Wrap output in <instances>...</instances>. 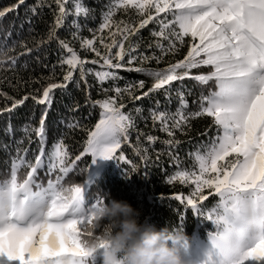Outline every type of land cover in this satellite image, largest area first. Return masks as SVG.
Returning a JSON list of instances; mask_svg holds the SVG:
<instances>
[{
  "label": "snow or ice",
  "instance_id": "1",
  "mask_svg": "<svg viewBox=\"0 0 264 264\" xmlns=\"http://www.w3.org/2000/svg\"><path fill=\"white\" fill-rule=\"evenodd\" d=\"M24 3L25 0H17L16 4L0 10V18ZM52 3L57 8L47 42L56 40L65 50L58 61L62 69L67 66L62 82H50L42 92L35 90L39 95L30 93L21 99L0 92V96L12 101L10 107L0 109V114L13 111L29 98L38 105H46L39 126L27 122L20 129L23 136L15 140L16 154L11 157L10 173L0 179V264H90L85 259V241L105 240L110 236L107 222L100 227L95 224L93 210L104 202L103 197L97 195L89 205L85 185L80 182L66 185L65 180L70 174L87 171V168L78 169V163L89 155L115 159L129 165L130 172L138 171L139 166L121 150L129 142L130 130L137 131L135 154L145 164L151 159L148 148L139 146V137L145 134L136 129L132 111L145 122L151 119L153 128L159 123L160 130L168 135V139L160 142L166 146L176 170L168 175L166 183L191 186L187 195L177 193L171 198L182 205L185 213L191 210L215 225L216 230L209 233L215 255H209L205 264H264V0H109L98 27L89 29L91 39L80 36L86 25H81L79 18H94L93 10L83 0H72V9L67 8L69 0H52ZM45 6L51 7L48 0H37L28 11L36 15L37 8ZM121 12L126 15L134 12L138 19H116ZM70 15L74 17L69 25L74 29L72 39L79 41L81 49L95 53L100 59H82L69 40L59 38L58 30L65 27ZM23 23L31 24V18ZM150 23L158 25L159 30L151 31L156 39L148 47L159 49V56L138 53L139 43L131 41V37ZM9 38L11 32L0 43V71L15 70L19 57L32 51L26 49L11 55L15 41L9 45ZM186 43L188 51L183 59L170 62L163 69L144 67L152 60L160 63L164 56L175 55ZM21 46H25L23 42ZM101 61L104 71L85 68L88 63L96 65ZM137 62L139 66H134ZM204 66L211 70L193 74V69ZM55 68L53 65L52 75L42 79L52 81ZM120 69L149 76L152 86L142 95L135 93L145 88L144 80L128 82L124 88L114 83L111 89H104L105 81L122 79L118 74ZM77 71L79 79H75ZM88 73L96 77L104 93L111 90L116 95L102 101H91L89 95L88 102L102 109L101 118L92 129L75 119L65 124L69 130L81 128L88 133L83 151L72 157L63 134L46 151L45 120L54 90L67 89L69 83H75L79 89L81 81L87 84ZM185 79L201 86L213 85L207 94L202 91L192 101L197 105L196 111H189L188 97L192 93L190 90L186 93ZM174 82H179V87L173 89ZM161 90L169 105L175 95L178 102L175 111L162 108L159 100L148 109L147 117L143 116L141 107L128 113L122 111L126 107L122 102L125 94L130 100L138 101ZM78 107L77 104L72 110ZM205 116L212 119L215 134L188 154L194 159V168H181L182 161L175 152L181 141L176 133L186 135L191 130V121ZM7 131L13 135L11 123ZM32 134L39 144L34 159H29V148L22 145L25 139L29 145L33 143ZM145 139L154 145L159 138L147 134ZM9 147L3 145L5 150ZM163 154L164 150L157 152L156 159ZM41 171L48 177L46 182L40 178ZM213 195L218 197L217 203L205 209L203 203ZM179 219L182 224L185 217L181 215Z\"/></svg>",
  "mask_w": 264,
  "mask_h": 264
},
{
  "label": "trees",
  "instance_id": "2",
  "mask_svg": "<svg viewBox=\"0 0 264 264\" xmlns=\"http://www.w3.org/2000/svg\"><path fill=\"white\" fill-rule=\"evenodd\" d=\"M17 0H0V10L7 8L13 4H16ZM37 0H25V3L19 7L15 12L8 13L5 17L0 18V43L5 41L8 32H11V38L7 40L9 45L15 41V50L10 53L11 55H18L23 53L26 49H31L29 54L19 57L15 70L0 71V92L6 93L8 96L15 99H21L28 94L39 95L35 90L39 89L41 92L43 87L50 82H62L63 71L67 69L65 65L62 69L58 61L62 55H65V50H62L56 40L47 42V35L50 26L54 23L55 11L57 6L52 3V0H48L51 7L37 8V14L33 15L28 11L29 7L36 4ZM83 3L92 9V17L85 20L79 18L83 27L80 36L91 39L92 33L89 29H95L101 22V13L106 10L105 5L109 3V0H83ZM67 8L72 9V0H69ZM28 18H31V24L23 23ZM118 20H137L138 17L134 12L129 14L118 13L115 17ZM73 16H68L65 22V27L58 30V36L60 39H66L70 41L82 59L92 60L100 59L95 56V53L84 51L81 49V45L78 40H74L71 37V32L74 31L69 25L73 21ZM23 23V28L21 24ZM31 29V30H30ZM152 30H159V26L155 23H150L146 28L141 29L137 36L131 37L132 42H138L140 47L138 53L151 56L153 54L159 56L160 50L152 47L149 48V44H154L155 37L151 36ZM107 35V30H105ZM186 40L188 38H185ZM45 41L44 43H39ZM25 46H21V44ZM107 42V41H106ZM167 44V42H164ZM99 46V44H98ZM101 51L103 52V48ZM127 47V43H126ZM116 49H113L115 52ZM188 51L187 43L180 48V51L175 55L168 54L164 56L160 63L156 60H152L149 63L144 64V67L151 69H163L168 64L175 63L177 60L184 58ZM134 53V54H138ZM127 59V58H126ZM27 67H24V65ZM100 64L93 65L88 63L85 65L86 69H92L95 71H104L105 68ZM56 65L55 78L52 81L42 79V77H49L52 75V66ZM134 66H139L138 62ZM211 69L207 66L193 69V74L207 73ZM118 74L122 79L118 81H105L102 85L104 89H111L115 83L117 86L124 88L126 83L139 80L145 81V88L137 91L136 95H142V92L147 91L152 86V79L144 74L135 71H126L124 69L118 70ZM75 79H79V72L75 73ZM39 81L33 83V81ZM87 84L81 81L80 88L78 89L75 83H69L67 89H55L53 93V100L51 108L48 110L47 118L45 120V128L47 133V147L46 151L51 150L52 144L64 135V142L68 145V151L74 157L83 151L84 141L87 139L88 133L81 128L69 130L65 127V124L71 122L73 119L78 120L81 125L88 129H92L94 125L101 118V107L99 105H93L92 102H88L89 95L91 101L104 100L107 96H115L114 91H108L104 93L101 90V84L92 73H88L86 76ZM185 85L186 93L191 91L192 95L188 97L189 111H196L197 105L192 103L197 99L200 93L203 91L207 94L209 88L213 87L210 83L209 86H201L192 79H185L183 81ZM179 87V82H174L172 88ZM172 103L169 105L165 98L164 92L161 90L156 93L150 94L148 97H144L138 101H132L125 94L123 97V103L126 105L122 109L123 112L128 113L130 110L136 107L143 109V116L149 115L148 109L153 107L155 101L159 100L162 108H170L171 111H175L178 102L175 95L172 96ZM12 101L6 100L4 96H0V109L5 106L10 107ZM79 105L78 109L72 110ZM46 105H38L34 100L29 98L22 106L17 107L11 112H4L0 114V179L7 178L10 173L11 157L15 153V140L20 139L23 133L20 131L22 126L31 122L34 126H39V121L45 110ZM132 115L135 118L136 129L142 131L145 135L139 137V146L147 147L148 154L151 159L145 164L139 156H137L136 149L138 145L137 131L130 130L129 142L122 145V152L124 155L132 160L139 166V170L130 172V166L115 159H110L107 166L101 169L96 174L91 172L92 156H85L78 163V169H86L87 171L70 174L65 180V184H72L80 182L85 185L88 196V204L94 202V198L99 195L105 199L106 203H109L112 199L127 201L140 213L139 222L144 225L145 228L154 227L161 229L164 227L180 228L183 229L186 235L191 240H195L197 237L203 238L199 224L200 217L193 211L188 210L186 213L183 211L182 205L172 199L171 197L177 193H184L187 195L191 190L180 183H176L174 186L166 183L168 175L172 174L176 170V166L171 162L166 146L160 141L168 139L166 132L160 130L159 123L153 128L151 119L147 122L142 120L140 115H137L135 111H132ZM63 121V123H62ZM11 123L13 135L8 134V126ZM210 129V130H209ZM207 131V135H203ZM147 134L158 137L159 139L154 145H149L145 139ZM215 134V127L212 124V119L209 117H200L191 121V130L187 131V134H181L179 131L176 133V138L181 141L175 152L179 154L182 161L181 168L191 169L194 159L189 157V153H194L197 148L204 142L208 141V138ZM33 143L29 145L27 139L24 140L22 147L29 148L27 158L34 159L37 154L39 140L35 134H32ZM9 145L10 147L5 150L3 145ZM164 150V154L156 159V153ZM23 171V169L21 170ZM40 178L47 181V176L44 175V171L40 172ZM218 201L214 196H210L207 201L203 203L204 208H209ZM183 215L185 217L183 223L179 217ZM106 223V222H105ZM196 237V238H195ZM202 241L204 239H201ZM101 256H98L91 261V264H101ZM196 264L194 260L193 263Z\"/></svg>",
  "mask_w": 264,
  "mask_h": 264
},
{
  "label": "clouds",
  "instance_id": "3",
  "mask_svg": "<svg viewBox=\"0 0 264 264\" xmlns=\"http://www.w3.org/2000/svg\"><path fill=\"white\" fill-rule=\"evenodd\" d=\"M103 201L93 210L95 224L100 227L107 222L110 236L85 241L86 261L91 264L100 254L101 264H187L181 248L189 245L190 238L183 229L145 228L139 211L127 201Z\"/></svg>",
  "mask_w": 264,
  "mask_h": 264
},
{
  "label": "rangeland",
  "instance_id": "4",
  "mask_svg": "<svg viewBox=\"0 0 264 264\" xmlns=\"http://www.w3.org/2000/svg\"><path fill=\"white\" fill-rule=\"evenodd\" d=\"M93 160H95V162H93ZM108 162H110V159H105L101 156H97L95 158L92 157L91 172L93 174H96L101 169L106 167ZM194 163L195 162H193V166L191 167V169L194 168ZM186 187L188 188V190H191V186H186ZM205 194H207V190ZM213 196L218 200L217 196L215 195ZM216 203L217 201L214 203L212 207H214ZM199 217H200L199 228L203 236V238L201 239L204 240L202 241L199 237L197 238L195 237L196 239L191 240V242H189V245L186 248L185 247L181 248V253L184 259L187 261V264L193 263L194 260L196 261V264H205V262L208 260L209 255H213V256L215 255V249L211 243V240L209 239V233H212L216 230L215 225L212 222L206 220L204 217L202 216ZM102 251L103 250L101 249V253ZM98 256L101 255L98 254Z\"/></svg>",
  "mask_w": 264,
  "mask_h": 264
}]
</instances>
